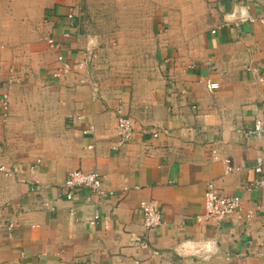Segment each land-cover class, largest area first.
<instances>
[{
  "label": "crops",
  "instance_id": "1",
  "mask_svg": "<svg viewBox=\"0 0 264 264\" xmlns=\"http://www.w3.org/2000/svg\"><path fill=\"white\" fill-rule=\"evenodd\" d=\"M199 1L208 0L172 9L183 13L180 27L173 31L169 25L177 34L149 70L154 78L139 86L105 79L104 70H93V54L85 83L75 71L52 79L57 63L46 39L30 44L25 29L19 42L0 41V93L9 92L7 116L0 111V163L19 166L14 177L0 172V264H264V185L244 186L254 159L264 157V135L246 133L256 117L264 118V24L241 16L245 11L263 17L264 0H210L202 11ZM53 2L46 17L58 21L46 25L45 37L56 34L64 53L81 59L90 37L80 34L77 18L76 32L61 36L67 9ZM184 11L200 22L196 34ZM1 12L7 9H0V17ZM29 59L39 64L41 83H50L48 99L31 105ZM11 68L16 78L9 82ZM207 80L219 88L209 92ZM118 114L133 123L122 146L116 144ZM17 121L24 143L19 155L8 146ZM29 131L37 143L26 157ZM225 159L245 167L226 173ZM77 169L98 171L103 188L113 194L99 198L81 188L67 199L62 185ZM209 180L221 195H239L245 207H257L255 218L195 221ZM142 199L159 205V227L143 226ZM95 210L102 219L90 226ZM9 221L17 225L10 237Z\"/></svg>",
  "mask_w": 264,
  "mask_h": 264
},
{
  "label": "rangeland",
  "instance_id": "2",
  "mask_svg": "<svg viewBox=\"0 0 264 264\" xmlns=\"http://www.w3.org/2000/svg\"><path fill=\"white\" fill-rule=\"evenodd\" d=\"M53 1L59 3L62 1L67 9L64 14L70 10L77 17L80 34L93 39L95 45L92 54L96 61L93 70H104L107 73L105 79H110L111 83L125 82L126 85L123 87L127 88L134 84L139 86L143 79L147 81L151 77L154 78V76L150 77L149 70L155 69L161 62L169 36L177 34V32L172 34L169 32V25L175 26L173 31L174 29L178 31L180 27L181 19L179 20L178 17H181L183 13L180 10L172 11V9H180L191 0H0V9H7L6 13L1 12L3 15L0 17L1 43L19 42L25 29L30 44L47 39L46 25L52 26L54 21H58V18L54 20L50 16L46 17V10L53 5ZM204 3L201 5L199 1L197 6L201 11L210 8L212 2L208 0L206 5ZM25 7L26 13H21L20 11ZM210 13L208 11V14ZM184 14L188 29H193L196 34L200 22L196 23L189 11H184ZM10 18L11 25L9 22L4 24L3 21H8ZM194 33L192 34L195 35ZM50 36L54 37V34ZM47 47L50 49L48 45ZM39 69V64L29 59L27 71V83L30 88L29 105L40 99H48L46 86L50 83L47 81L44 84L41 83L42 74ZM16 83L18 84L17 81ZM18 99L17 94V105ZM19 128V121L11 126L15 139L11 138L8 145L12 151L15 149L18 155L20 154L18 150L24 146V143L20 142ZM30 134L29 131L26 157L33 156V146L37 143Z\"/></svg>",
  "mask_w": 264,
  "mask_h": 264
},
{
  "label": "built area",
  "instance_id": "3",
  "mask_svg": "<svg viewBox=\"0 0 264 264\" xmlns=\"http://www.w3.org/2000/svg\"><path fill=\"white\" fill-rule=\"evenodd\" d=\"M241 16L247 18L250 22L255 20L260 21L264 24V16L260 18H252L245 11H241ZM77 17L71 13L69 10L62 19V24L65 27L61 31V36L70 37L76 32L77 29ZM55 36H49L46 39L47 45L54 52L55 61L57 63V68L51 73L52 79H64L73 71L80 72L81 78L80 83H85L88 79V63L91 60L92 50L91 46L95 45L93 40L88 41V46H86L81 51V59L74 60L71 59L67 54L63 53L64 45ZM91 44V46H90ZM16 78L15 69L11 68L9 70L8 81L12 82ZM205 87L209 92L219 88V83L215 81L207 80L205 82ZM9 110V92L7 90L0 93V111L3 117H6ZM78 119H83L82 115L77 116ZM164 132L166 130H163ZM133 132V123L130 117L125 114H118L116 122V135L117 146H122L126 144L132 135ZM86 133V130H84ZM247 134L253 136H262L264 135V118L256 117L253 121V124L250 128L246 130ZM154 136L157 135V132L153 133ZM213 159H217L216 155H213ZM225 172H236L245 167L242 163L238 166H233L230 163L229 159H225ZM39 160H37L38 163ZM263 162L264 157L259 155L254 159V163L251 167L253 172L252 177H248L244 186L246 189H259L264 185V173H263ZM0 172L5 176L14 177L19 173V166H16L13 163H0ZM23 180V179H21ZM64 189V194L67 199H72L74 193L83 188L88 191L91 195H94L99 198L111 196L113 191L105 190L102 186L101 175L98 171H89L84 172L80 169L70 171L66 176L64 183L62 185ZM139 211L142 216V223L146 230L154 229L159 227L162 221V213L159 208V205L154 200L142 199L139 202ZM257 213V207H245L243 205V200L239 195H221L213 180H209L206 183V188L203 196V203L201 210L195 215V221L203 222L207 220H215L220 222L225 217L230 215H235L237 220L243 223L251 222ZM102 219L99 211H94L91 217L87 219V223L90 226L96 225ZM16 223L9 221L5 225V230L10 237L16 228Z\"/></svg>",
  "mask_w": 264,
  "mask_h": 264
}]
</instances>
